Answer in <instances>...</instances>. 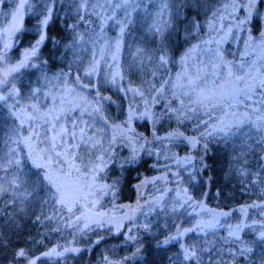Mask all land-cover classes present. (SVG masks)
<instances>
[{"label": "snow or ice", "instance_id": "snow-or-ice-1", "mask_svg": "<svg viewBox=\"0 0 264 264\" xmlns=\"http://www.w3.org/2000/svg\"><path fill=\"white\" fill-rule=\"evenodd\" d=\"M151 241L264 264V0H0V264H146Z\"/></svg>", "mask_w": 264, "mask_h": 264}, {"label": "trees", "instance_id": "trees-1", "mask_svg": "<svg viewBox=\"0 0 264 264\" xmlns=\"http://www.w3.org/2000/svg\"><path fill=\"white\" fill-rule=\"evenodd\" d=\"M177 2H181V0H177ZM209 2L215 3L216 0H209ZM151 11H153V10H151ZM184 13H187L190 16L193 15V12L191 9H185L184 12L181 13V15H183ZM200 19L204 20L203 12L201 13ZM24 23H25L26 28H31V25L34 23V20L26 19ZM61 27H62V25H61ZM108 30L111 31L112 33H115L114 32L115 30L112 29L110 26L108 27ZM53 34H55V32ZM136 35H140V33L136 32ZM28 38H29L28 36H25V39H28ZM128 41H129V43H132V37L131 36L128 37ZM44 51H45V54L47 55L48 49L46 48ZM123 56L126 60L130 61L131 56L127 50L124 51ZM52 59L55 60L56 57L53 56ZM133 79H135V77H133ZM104 94L109 95L110 93L105 92ZM113 99H116V97L113 96ZM113 111H115V108H113ZM145 123L146 122H144V121H140V122L136 121L135 122L136 126H138L140 129H143L144 131H145ZM165 127H167V125H165ZM148 128H149V126H148ZM162 132H163V130L161 131V133ZM182 153H184V151H181L180 154H182ZM193 153H194V156H197V158L199 156H205L204 163L209 166L208 172L205 173V175H213L216 178H220L223 175V169L227 167L228 159H229V154L226 153L223 144H218V143H216V141H210L208 152H207V154H205L203 151V142H202L201 146L198 149L194 150ZM148 163L150 165L152 163V161H149ZM139 171L144 172V168H140ZM153 173L154 172L149 171L145 174L146 175H152ZM132 176H135V172L132 173ZM132 182L135 183L134 180ZM214 191H215V188L213 187L212 192H214ZM130 196H131V199L133 200L135 198L134 192L126 189L125 192L122 194V198L120 199L119 202H130V199H129ZM252 199H255V197H252ZM241 202H243V201H241ZM208 205H209V207H214L215 201L210 198L208 200ZM187 226H190V225H187ZM55 239L56 238L53 237V239H52L53 243L55 242ZM119 243L120 242L118 240L109 241L110 245L119 244ZM154 245H155V241H151L149 246H148L147 252H145V254H144L146 264H169L170 253L172 251H174L175 249L172 248L171 246H168L167 251L158 250L154 247ZM103 247H104V245H101L100 248L96 249V251L91 253V254L88 252H84L83 255L77 257V259L75 261H72L70 258L69 264H95L97 254L101 251V249H103ZM41 250H43V249H41ZM120 254H123V253L121 252Z\"/></svg>", "mask_w": 264, "mask_h": 264}, {"label": "rangeland", "instance_id": "rangeland-1", "mask_svg": "<svg viewBox=\"0 0 264 264\" xmlns=\"http://www.w3.org/2000/svg\"><path fill=\"white\" fill-rule=\"evenodd\" d=\"M153 11H155V8H153L152 9ZM115 32V31H114ZM108 35L109 36H112V37H114L115 36V33H112L111 31H109L108 30ZM225 49H227V50H229V51H235L236 50V48H237V44H236V42L233 40V41H229V42H227L224 46H223ZM239 47L242 49L243 48V42L241 41L240 42V45H239ZM236 56H237V58H239V52H237L236 53ZM229 59H231V57H229ZM173 71H175V69L173 70ZM140 122V121H139ZM134 126H136V124L134 125ZM149 126V131H150V129H151V125L149 124L148 125ZM138 128V129H137ZM136 129H137V131L138 132H144V130L143 129H140L138 126H136ZM163 134V132L161 133V135ZM194 151V150H193ZM125 155L127 154L126 152L124 153ZM185 153H182L181 155H184ZM192 155H194V153L192 152ZM157 173H153L152 175H156ZM151 176V175H150ZM135 199V198H134ZM133 199V200H134ZM131 202V201H130ZM120 203H122V204H126V203H129V202H120ZM106 206H108L107 204H106ZM185 227H187V225H185Z\"/></svg>", "mask_w": 264, "mask_h": 264}, {"label": "flooded vegetation", "instance_id": "flooded-vegetation-1", "mask_svg": "<svg viewBox=\"0 0 264 264\" xmlns=\"http://www.w3.org/2000/svg\"><path fill=\"white\" fill-rule=\"evenodd\" d=\"M245 131H247V129H245Z\"/></svg>", "mask_w": 264, "mask_h": 264}]
</instances>
